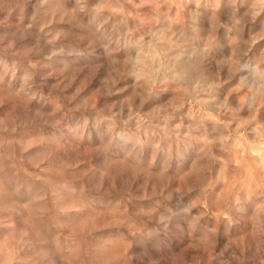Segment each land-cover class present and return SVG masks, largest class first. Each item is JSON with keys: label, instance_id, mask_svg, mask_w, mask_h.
<instances>
[{"label": "clouds", "instance_id": "1", "mask_svg": "<svg viewBox=\"0 0 264 264\" xmlns=\"http://www.w3.org/2000/svg\"><path fill=\"white\" fill-rule=\"evenodd\" d=\"M0 264H264V0H0Z\"/></svg>", "mask_w": 264, "mask_h": 264}]
</instances>
